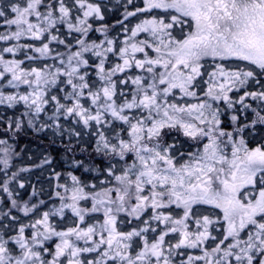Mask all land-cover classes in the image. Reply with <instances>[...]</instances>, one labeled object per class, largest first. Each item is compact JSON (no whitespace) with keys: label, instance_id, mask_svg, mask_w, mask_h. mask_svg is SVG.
<instances>
[{"label":"snow or ice","instance_id":"1","mask_svg":"<svg viewBox=\"0 0 264 264\" xmlns=\"http://www.w3.org/2000/svg\"><path fill=\"white\" fill-rule=\"evenodd\" d=\"M0 264H264V0H0Z\"/></svg>","mask_w":264,"mask_h":264},{"label":"flooded vegetation","instance_id":"2","mask_svg":"<svg viewBox=\"0 0 264 264\" xmlns=\"http://www.w3.org/2000/svg\"><path fill=\"white\" fill-rule=\"evenodd\" d=\"M24 143H27V138H24V140L21 143V146H23Z\"/></svg>","mask_w":264,"mask_h":264}]
</instances>
